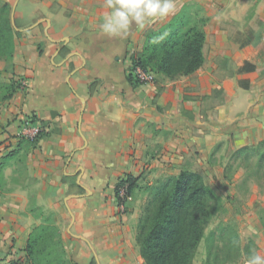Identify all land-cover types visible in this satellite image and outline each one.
I'll return each mask as SVG.
<instances>
[{
	"label": "crops",
	"instance_id": "crops-1",
	"mask_svg": "<svg viewBox=\"0 0 264 264\" xmlns=\"http://www.w3.org/2000/svg\"><path fill=\"white\" fill-rule=\"evenodd\" d=\"M183 1L206 18L204 64L193 76L136 85L126 77L130 54L141 50L148 27L174 14L144 29L133 24L121 38L100 29L111 11L105 0L16 2L12 70L2 73L26 86L0 106V173L20 118L34 115L46 134L22 156L24 165L41 205L61 211L65 201L74 264H135L139 209L130 196L119 212L115 197L124 176L147 182L185 168L215 169L221 147L264 140V0ZM238 10H249L246 18ZM73 179L81 191L67 193ZM1 185L0 264H9L24 256L39 221L28 211L24 178L11 190Z\"/></svg>",
	"mask_w": 264,
	"mask_h": 264
},
{
	"label": "trees",
	"instance_id": "trees-1",
	"mask_svg": "<svg viewBox=\"0 0 264 264\" xmlns=\"http://www.w3.org/2000/svg\"><path fill=\"white\" fill-rule=\"evenodd\" d=\"M198 7V6H197ZM192 5H184L179 12L158 27H148L143 34L142 48L130 54L131 65L140 66L159 78L175 79L179 76H193L204 64L203 46L206 18L196 19ZM199 8V7H198ZM12 7L0 0V62L3 70H12L15 28L12 24ZM199 17V16H198ZM14 24L17 22L14 16ZM225 67V64L223 63ZM128 69V68H127ZM225 69V68H224ZM131 71V66H129ZM233 75L232 72H225ZM131 85L139 84L131 72L126 73ZM7 92L2 100L12 96L19 84L7 81L3 84ZM220 89L212 94L219 95ZM33 120H38L32 115ZM43 130L33 138L19 140L38 141L46 134L45 124L39 121ZM251 150V145L239 151ZM264 157L262 153L261 158ZM140 176H124L115 186L118 205L124 200L118 196L119 187L127 184L131 196ZM151 197L143 214L139 217L135 241L145 264H192L199 244L206 241L204 264H224L239 258H249L250 241L241 243L236 231L230 225H221L218 230L206 229L217 212L218 196L206 184L203 175L195 170L182 169L177 174L165 176L150 187ZM9 264H73L66 250L57 225L47 220L35 225L26 240L24 256Z\"/></svg>",
	"mask_w": 264,
	"mask_h": 264
},
{
	"label": "rangeland",
	"instance_id": "rangeland-1",
	"mask_svg": "<svg viewBox=\"0 0 264 264\" xmlns=\"http://www.w3.org/2000/svg\"><path fill=\"white\" fill-rule=\"evenodd\" d=\"M1 1L9 2L13 8L18 0ZM184 5L189 4L184 3L183 0H177V9L179 8L177 12H179ZM190 5L193 7V12H197L199 16H195L197 17L196 19L199 20V18L204 16L203 10L200 7L198 8V5ZM238 11L241 12L243 18H246L249 12V10ZM227 23L230 24V19H228ZM260 28L257 20L255 27H251L250 31L253 34L259 31ZM3 66L4 63L0 62V106L5 101L2 100L3 96L7 93L5 91V86L3 85L7 83L5 76L2 73ZM37 142L17 139L14 144L16 148L7 150L2 156V159H6L4 164H7V167L0 173V181L2 182L1 188L11 190L19 180L24 178L25 185H28L31 188L28 211L34 218L38 219L39 223L47 220L59 227L66 255L73 262L72 256L75 254L68 251V244L65 246L68 239L66 230L70 228L71 221V216L68 213L65 201H61V211H55L41 205L36 198L37 179L34 177L33 172L24 165V157L22 156L26 154V151L35 147ZM18 147L21 151L19 150V153L16 154V156H13L12 154L11 157L8 158L9 154L15 151ZM239 150L240 149L234 150L230 146L221 147L220 152L213 162V167L215 169L209 170V168L198 167L195 170L203 175L206 184H208L217 194L219 201L217 204V212L212 217L209 226L206 229V235L211 230H218L221 225H230L233 230L237 232L242 245L252 241L253 245H251V253L255 252L264 256V157L261 158L262 153H264V140L252 144L251 150L244 152ZM164 177L165 176L153 178L151 181L147 182L145 180H140L137 187L133 190L131 196L134 197L137 209H139L138 219L143 214L145 205L151 197L150 187ZM72 182L73 183H71L67 193L80 192L81 190L74 184V179ZM136 227L137 224L134 230V239ZM135 246L138 257L134 263L145 264L143 259H141L142 257L136 241ZM206 253V241L203 239L199 244L192 264H204ZM246 260V258L241 257L235 262L228 261L224 264H245Z\"/></svg>",
	"mask_w": 264,
	"mask_h": 264
},
{
	"label": "clouds",
	"instance_id": "clouds-1",
	"mask_svg": "<svg viewBox=\"0 0 264 264\" xmlns=\"http://www.w3.org/2000/svg\"><path fill=\"white\" fill-rule=\"evenodd\" d=\"M101 31L111 37H125L135 24L140 29L177 12V0H105ZM245 264H264V256L253 252Z\"/></svg>",
	"mask_w": 264,
	"mask_h": 264
},
{
	"label": "built area",
	"instance_id": "built-area-1",
	"mask_svg": "<svg viewBox=\"0 0 264 264\" xmlns=\"http://www.w3.org/2000/svg\"><path fill=\"white\" fill-rule=\"evenodd\" d=\"M131 66V71L129 70V67L127 69V73L131 72L134 78L138 80V83H148V82H154L155 81V75L153 72L144 69L140 66ZM26 86L25 81L19 82V89H23ZM43 130V127L39 120H33L32 115H27L23 118H20V127L16 131L15 136L17 139L22 138H35L40 131ZM128 193V186L127 184H123L119 187L118 196L124 200L123 203L119 204L118 209L119 212L125 211V202L130 198V195H127Z\"/></svg>",
	"mask_w": 264,
	"mask_h": 264
},
{
	"label": "water",
	"instance_id": "water-1",
	"mask_svg": "<svg viewBox=\"0 0 264 264\" xmlns=\"http://www.w3.org/2000/svg\"><path fill=\"white\" fill-rule=\"evenodd\" d=\"M15 6H16V3L14 4V6H13V8H12V15H11V18H12V24H13L14 28H16V27H15V24H14V10H15Z\"/></svg>",
	"mask_w": 264,
	"mask_h": 264
}]
</instances>
